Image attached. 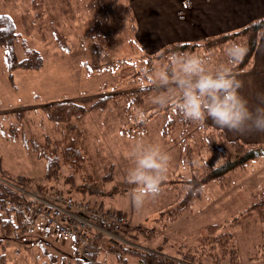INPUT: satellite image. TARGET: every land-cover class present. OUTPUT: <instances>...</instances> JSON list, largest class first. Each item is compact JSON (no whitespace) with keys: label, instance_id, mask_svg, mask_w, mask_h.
Returning a JSON list of instances; mask_svg holds the SVG:
<instances>
[{"label":"rangeland","instance_id":"374dc122","mask_svg":"<svg viewBox=\"0 0 264 264\" xmlns=\"http://www.w3.org/2000/svg\"><path fill=\"white\" fill-rule=\"evenodd\" d=\"M32 1L34 4L30 0H0V12L15 15L20 27L13 43L16 59L26 58L28 47L38 51L43 61L42 67L34 71L12 69L6 63V51L0 48V174L6 171L40 181L45 162L33 155L23 142L52 143L62 140L64 135V127L48 119L46 107L73 102L89 106L97 97L129 92L133 82L127 78L133 71H140L139 81L151 83L153 88L143 97L142 108L134 109V118L125 113L123 95H116L114 100L108 97L101 108L88 111L81 125H76L75 119L76 132H72V126L66 132L74 135L79 132L77 144L83 162L72 168L64 162L58 171V179L45 186L68 191L74 200L122 213L129 222L125 226L133 230L140 228V233L130 232L137 235L136 238L127 237L126 233L104 235L135 249L160 250L162 255L176 260H182L184 256L190 264H264V205L260 204L264 199V151L243 167L226 174L222 180L199 187L190 203V212L183 213L173 222L156 223L154 219L160 209L166 210L183 198L180 193L184 186L181 189L180 183L170 186L167 182L188 179L193 172L201 175L206 164L213 166L219 162L218 155L201 149L198 127H190L185 132L177 127L165 139L161 137L160 128L166 120L163 111L149 115L143 135L136 133L137 115L142 110L150 113L163 106L154 103L152 97L167 90L151 79L164 63L153 59L149 65L152 73L145 72L148 64L143 54L152 53H146L135 38L130 42L124 37L128 16L122 12L126 6L130 7L129 0H101L115 9V19L110 18L111 26L108 27L117 28L119 40L111 47L99 48L89 45L87 35L97 22L94 16L98 15L96 8L100 3L96 6V1L99 0ZM229 44L202 56L208 58L212 66L227 63L225 48ZM103 55L107 57L103 59ZM118 59L121 61L116 62ZM182 142L184 146L188 145L189 152L186 147L184 151L180 150ZM137 143L159 145L170 156L161 190L146 196L140 206L131 200L138 186L125 178L128 168L133 165L130 153ZM70 172L73 177L66 178ZM102 178L109 179L101 185L104 188L98 183ZM69 179L74 186L84 183L92 192L98 189L114 192L105 197H97L92 192L85 196V190H76L70 183H65ZM113 185L122 189L121 192L112 189ZM17 187L38 199L45 195L27 185ZM21 196L22 200L32 202L33 198ZM80 196L88 200L80 199ZM135 219L140 223L130 222ZM33 223L41 224L39 220ZM148 230L155 234L146 236ZM43 234L35 228L21 240L5 239L6 255L0 264H54L53 257L62 255L69 259L79 256L90 262L87 245L81 252H76L70 238ZM99 260L102 264L117 263L106 252L99 255ZM135 263L132 261L131 264Z\"/></svg>","mask_w":264,"mask_h":264},{"label":"trees","instance_id":"16d2710c","mask_svg":"<svg viewBox=\"0 0 264 264\" xmlns=\"http://www.w3.org/2000/svg\"><path fill=\"white\" fill-rule=\"evenodd\" d=\"M102 1H96V6L98 3H100L99 7L96 8L98 15L95 14L94 16V18L97 19V22L87 33L89 45L93 48L111 47L112 45H115L119 40L116 37V33L118 31L117 28L108 27L111 26L109 22L110 18H113L115 9L114 7H112V4H104V2ZM30 2L31 4H34L32 0H30ZM1 12L0 48H3L6 51L5 60L8 67L12 69H21L23 71H34L40 69L43 65L42 57L39 55L38 51L32 48H26V58L22 60L16 59L13 49V43L18 36L17 31L20 30V27L18 26L17 21L14 18L15 15L9 12ZM122 13H124L125 16H128V22L126 26L127 29L122 26L126 30V34H124V37L128 38L127 40L131 42L134 39L133 36L137 29V27H135L134 15L132 14L129 6H126L125 10ZM113 19H115V17ZM120 29L122 28L120 27ZM263 31L264 17L254 19L250 23L243 25L237 30H232L227 33H219V35L208 36L200 41L173 42L171 44L164 45L160 48V50L152 53L151 55H147L145 53L143 54L148 64L145 72L152 73V66L149 65L153 61V59L164 64L167 63V57L171 51H191L193 53H197V51L200 50L201 52L197 54L202 55L212 50L219 49L220 47H222V45H225V43L240 41L247 45L248 51L244 58L240 61V63L235 66L234 71L237 74L243 73L245 70L251 69L254 57L253 55ZM106 57V55L102 56L103 59H105ZM120 61L121 59H118L116 62ZM112 64L113 63L110 64L111 67L113 66ZM132 73L133 74L129 78H127L128 80L130 79L129 82H133V86L129 88L132 90H129L127 87L129 92H118V94L112 93V96H104L99 98L97 97L90 103L89 106H84L83 104L73 102L72 104H59L55 108H52L50 105L46 107V112L49 117L48 119L51 121H55L56 123H59L62 127H64L62 128L64 134L62 136V140H55L52 143L45 142L43 144L32 141L23 142L24 146L30 148L33 155H35L38 159L44 160L45 169L42 179L40 181H36L33 177L20 174L11 175L6 171H3L0 174L1 263L3 262V259L6 255L5 239L21 240L25 236L31 234V232H33L35 228L36 231H40L45 235L52 234V232L48 229H45L42 224L37 226L34 225L33 222L36 220H34L30 215L25 214L21 210H16L8 206V202L22 200V196L10 185H27L33 187L34 190L39 191L40 194H48L52 191H60L63 192L64 195L71 196V193L68 191L55 189L50 185L45 186L46 183L53 182V180L56 181L58 179V171L61 167V164H63L64 162L66 164H69L70 168H72V166L75 167L76 164L83 162L82 154L80 152L79 145L77 144V134H79V132L74 135L67 133L66 130H70L72 126V132H74L77 127L74 124L76 123L75 119L78 121L76 125H81L83 123V118L86 116L88 111L98 107L101 108L102 105L106 104V102L108 101V97H111V99L114 100L116 98V95H123L122 97L126 99L125 113L127 117H133L134 109L140 110L142 108L141 105L143 103V97L150 91H152L153 86H151V83L139 81L138 74L141 73L140 71H133ZM157 111H163L166 114V120L160 128L161 137L165 139L166 135L177 129V127L182 128L184 130L182 132H185V130H188V128L190 127H198L201 133L199 136V141H201V149L216 153L218 155L217 160L219 159V162L214 164L213 166L209 163L206 164L205 166L208 169L205 167V170L201 175L193 172L188 179L179 178L175 181L169 180L167 183H169L168 185L170 186H178L179 183L182 186L181 189L184 186L185 189H182L180 193L182 194L181 197L183 198L182 200L180 199V201L176 205L173 204V206L169 207L166 210L160 209L158 217L154 219L156 223L163 221L173 222L183 213L190 212V203L192 202V199L194 198L195 193L199 187L210 181L222 180L226 174L230 173L231 171H235L240 167H243L247 164L248 161L257 158L260 154V151H264V146H255L251 144L246 145L239 140L228 141L226 138H224L220 130L213 127H208L205 124L201 126L197 122L186 120L171 102L164 104L163 106L153 110V112L150 113H146L145 110H142L137 115V119H139L135 129L137 130V134H139L140 136L143 135V133L146 131V122L149 115ZM127 134H129V132ZM131 134H134V132H132ZM183 144V142L180 144V150L184 151V148L186 147V151L189 152L188 145L184 146L185 144ZM73 175V172H70L66 176V178H72ZM108 180L109 179L107 178H102V180H99L98 183H100L101 186ZM65 183L71 184V179L66 180ZM71 185L74 186L73 184ZM101 187L104 188L103 186ZM74 188L76 190H78V188L82 189L83 191L85 190V192L88 194H86L85 196H89L90 193L88 192H92L90 191V188L85 187L84 183L79 186H74ZM115 188L118 189L117 192H121L122 190L113 185L112 189ZM123 190L125 191L126 189ZM113 192L114 190L106 192L103 189H98L95 190V192H92V194L96 193L97 197H105L107 195H113ZM84 197L80 196V199L88 200ZM260 204L264 205V199ZM100 208L106 210L101 206ZM135 231L137 233H140V228L136 227V229L133 230L130 229V227L125 226L120 233L122 235L126 233L127 237L136 238L137 235L130 234V232L134 233ZM154 234L155 233L153 230H148L146 236L152 237ZM103 235L104 234L99 231H94L88 237L86 252L90 258V262L81 260L80 258H78L79 256L74 257V259H69L66 258V256L62 255L59 257H53L54 264H102L99 262V255L102 254V252L110 254L114 258V260L117 261L116 264H131L132 261H135V264H190L186 261V257L184 256H182V260L168 258L162 255L160 253V250L144 251L137 248L135 249L130 245H127L126 243L124 244L120 241ZM126 240L130 242V239L128 238H126ZM105 242H107V244ZM43 247H45L44 249H46V246ZM72 253H74V251Z\"/></svg>","mask_w":264,"mask_h":264},{"label":"clouds","instance_id":"9594fccd","mask_svg":"<svg viewBox=\"0 0 264 264\" xmlns=\"http://www.w3.org/2000/svg\"><path fill=\"white\" fill-rule=\"evenodd\" d=\"M247 51L245 43L232 41L225 48L227 63L214 66L208 58L191 51H171L167 63L151 78L158 87L167 90L153 95V102L161 105L171 102L183 118L201 126L210 118L215 125L238 133L264 132V93H259V102L250 106L239 92L243 81L234 71ZM130 154L133 165L125 178L138 186L131 200L140 206L146 196L161 190L170 156L159 145L143 143H137Z\"/></svg>","mask_w":264,"mask_h":264},{"label":"crops","instance_id":"0c3cea01","mask_svg":"<svg viewBox=\"0 0 264 264\" xmlns=\"http://www.w3.org/2000/svg\"><path fill=\"white\" fill-rule=\"evenodd\" d=\"M128 3L137 27L134 38L148 54L173 42H196L237 30L264 17V0H129ZM257 44L251 69L238 74L243 81L239 92L250 106L259 102V93H264V31ZM205 124L220 130L228 141L264 146V132L238 133L215 125L210 118H206ZM131 221L140 223L137 219ZM126 223L129 224L128 220Z\"/></svg>","mask_w":264,"mask_h":264},{"label":"built area","instance_id":"2783aa9c","mask_svg":"<svg viewBox=\"0 0 264 264\" xmlns=\"http://www.w3.org/2000/svg\"><path fill=\"white\" fill-rule=\"evenodd\" d=\"M10 186L21 195L29 196L20 187ZM29 197L33 198L32 202L20 200L8 204L39 220L53 235L70 238L78 252L85 248L88 237L94 231L115 236L127 224L125 216L118 211L103 210L98 205L74 200L60 191H52L44 197L39 196V199Z\"/></svg>","mask_w":264,"mask_h":264}]
</instances>
